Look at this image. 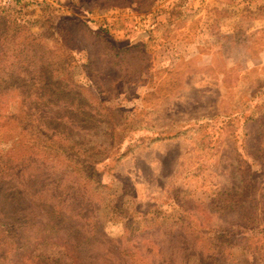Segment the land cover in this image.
Listing matches in <instances>:
<instances>
[{"label": "rangeland", "instance_id": "obj_1", "mask_svg": "<svg viewBox=\"0 0 264 264\" xmlns=\"http://www.w3.org/2000/svg\"><path fill=\"white\" fill-rule=\"evenodd\" d=\"M0 17L22 26L20 38L43 56L37 61L61 59L60 78L89 92L75 103L104 115L100 140L108 158L82 165L94 180L81 177L89 184L67 190L102 229L96 255L109 259L119 248L135 264H264V0H155L124 8L23 0L0 2ZM28 34L34 41L24 39ZM108 43L130 51L114 57ZM2 59L6 79H23L26 73ZM54 101L49 116L68 104L64 96ZM13 116L0 125V148L14 158L33 138ZM9 162L20 172L16 160ZM42 171L34 161L19 176L35 180ZM63 248L39 247L34 255L66 263L76 253Z\"/></svg>", "mask_w": 264, "mask_h": 264}, {"label": "trees", "instance_id": "obj_2", "mask_svg": "<svg viewBox=\"0 0 264 264\" xmlns=\"http://www.w3.org/2000/svg\"><path fill=\"white\" fill-rule=\"evenodd\" d=\"M100 1L108 8H124L133 3L148 7L155 0H97ZM89 31L103 40L108 37L104 30ZM21 32L22 26L6 25L0 17V125L6 123L9 114H13L21 132L33 138L30 141L33 144L28 149L17 146L16 150L11 149L15 151L14 158L7 156L6 147L0 148V264H135L130 259L131 253L124 254L119 248L111 249L109 259L94 253L95 240L103 237L102 229L98 222L91 221L79 209L82 205L77 203L76 193L67 194L69 186L81 187L86 182L79 181L81 177L94 180L95 172L83 174L82 165L89 168L90 164L96 165L108 158L100 140L105 137V132H100L104 115L97 109L81 107L79 101L77 105L75 101L84 93H89L88 90L66 80V77L60 78L56 66L61 59L49 57L37 61L43 59V56H37L38 46L24 42L20 38ZM29 37L28 34L24 39L34 41ZM108 44L112 45L108 50L114 57L130 51V48H116L114 44ZM2 58H7L8 65L15 67L18 74L20 71L26 73L20 74L23 79H6L2 72L8 69L2 66L6 64ZM58 70L61 73V69ZM95 79L91 82L98 87ZM61 96L68 104L57 106L58 111L49 116L47 105L51 106V102ZM82 117L88 120L80 122ZM64 118L67 121L63 122ZM43 120L46 121L44 125L39 123ZM29 127L32 132L27 133ZM86 134L88 138H83ZM53 153L54 156H51ZM39 154H42L41 159L34 160ZM61 154H65L68 160H61ZM11 159L16 160L14 164L20 167V172L11 171ZM34 161L46 171L40 172L35 180H30V176L20 177ZM69 171L73 178L67 174ZM13 177L15 179L12 180ZM9 189H12L10 194L6 192ZM84 191L82 189V198ZM34 196L36 200L32 201ZM29 216L33 221L29 220ZM57 237L60 239L57 240ZM61 241L76 253L69 262L62 263L58 258L44 254L34 255L39 247H65Z\"/></svg>", "mask_w": 264, "mask_h": 264}, {"label": "built area", "instance_id": "obj_3", "mask_svg": "<svg viewBox=\"0 0 264 264\" xmlns=\"http://www.w3.org/2000/svg\"><path fill=\"white\" fill-rule=\"evenodd\" d=\"M17 1H23V0H0V2L5 4V5H11V4H13L14 2H17Z\"/></svg>", "mask_w": 264, "mask_h": 264}]
</instances>
